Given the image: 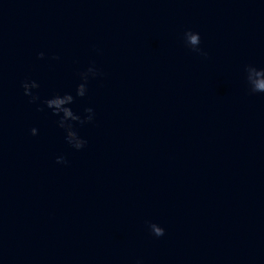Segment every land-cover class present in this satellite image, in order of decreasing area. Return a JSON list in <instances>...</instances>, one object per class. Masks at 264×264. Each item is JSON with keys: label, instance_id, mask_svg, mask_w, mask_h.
I'll list each match as a JSON object with an SVG mask.
<instances>
[{"label": "water", "instance_id": "95a60500", "mask_svg": "<svg viewBox=\"0 0 264 264\" xmlns=\"http://www.w3.org/2000/svg\"><path fill=\"white\" fill-rule=\"evenodd\" d=\"M0 264H264V0H0Z\"/></svg>", "mask_w": 264, "mask_h": 264}, {"label": "clouds", "instance_id": "9594fccd", "mask_svg": "<svg viewBox=\"0 0 264 264\" xmlns=\"http://www.w3.org/2000/svg\"><path fill=\"white\" fill-rule=\"evenodd\" d=\"M40 56L43 57V53H41ZM38 87H39V85H38L35 81H32L31 83L25 82V83L23 84L24 94H25L26 96H31L33 102H34L35 100H37L38 97L34 96V95L32 94V92H31L30 89H34V88H38ZM54 97H55V96H54ZM44 103L47 105L48 108L53 109L54 106L58 107L59 104L63 103V101L60 100V99H58V98H55V99H54V98H51V99L46 100ZM53 113H54V114H57V115L59 114L57 111H53ZM31 132H32V135H36V134H37V129L33 128V129L31 130ZM156 232H157V235H158V236H162V235H164V233H162L160 229H157Z\"/></svg>", "mask_w": 264, "mask_h": 264}]
</instances>
